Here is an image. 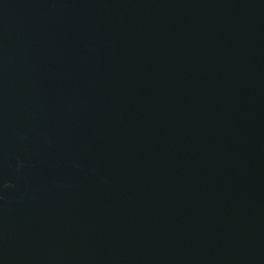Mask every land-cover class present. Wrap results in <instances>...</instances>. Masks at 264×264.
I'll return each mask as SVG.
<instances>
[{
  "label": "water",
  "instance_id": "1",
  "mask_svg": "<svg viewBox=\"0 0 264 264\" xmlns=\"http://www.w3.org/2000/svg\"><path fill=\"white\" fill-rule=\"evenodd\" d=\"M0 264H264V0H0Z\"/></svg>",
  "mask_w": 264,
  "mask_h": 264
}]
</instances>
